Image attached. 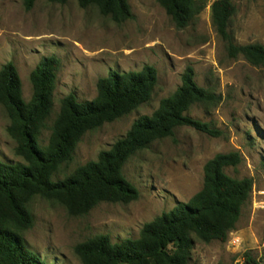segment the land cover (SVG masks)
<instances>
[{
	"label": "rangeland",
	"instance_id": "obj_1",
	"mask_svg": "<svg viewBox=\"0 0 264 264\" xmlns=\"http://www.w3.org/2000/svg\"><path fill=\"white\" fill-rule=\"evenodd\" d=\"M216 0H196L200 13L185 29H178L157 0H128L133 17L116 23L97 7L83 9L77 0L66 4L37 0L26 11L22 0H0V70L12 63L19 74L23 97L33 94L31 74L47 57L60 66L54 107L42 130L48 144L61 101L74 94L79 102L97 96V82L112 71L138 72L152 66L158 83L151 100L132 113L86 133L72 161L60 166L52 181H61L77 168L96 161L125 137L135 121L151 116L161 100L173 95L188 68L197 85L215 95L209 103L193 105L188 115L221 132L212 137L190 127L174 137L155 141L139 151L123 172L139 192L129 204L101 203L88 214L71 216L54 200L34 197L28 208L33 227L23 233L28 248L46 264H81L77 245L98 235L113 243L138 239L144 225L178 203H187L204 184L205 164L218 154L237 152L241 162L226 169L234 178H250L253 190L226 242L204 243L193 236L189 264H255L264 251V67L242 56L231 58L227 42L212 19ZM236 14L229 31L235 44L264 46V0H235ZM10 119L0 105V160L24 163L10 137ZM237 240V244L233 241Z\"/></svg>",
	"mask_w": 264,
	"mask_h": 264
},
{
	"label": "trees",
	"instance_id": "obj_2",
	"mask_svg": "<svg viewBox=\"0 0 264 264\" xmlns=\"http://www.w3.org/2000/svg\"><path fill=\"white\" fill-rule=\"evenodd\" d=\"M26 11L37 0H22ZM66 4L68 0H47ZM83 9L97 7L102 15L116 23H124L133 15L128 0H77ZM178 29L188 27L201 8L196 0H157ZM235 0H216L212 5L213 24L227 42L231 58L242 56L255 67H264V46L237 45L229 31L236 14ZM59 60L44 58L31 74L33 94L23 97L16 67L4 65L0 70V105L10 119L8 133L16 142V154L24 163L0 160V264H46L32 252L23 233L33 227L28 205L36 197L54 200L71 216H83L101 203L129 204L137 200L138 189L127 180L123 169L139 151L155 141L174 137L176 129L190 127L212 137L221 132L210 124L188 115L195 104L209 103L215 95L201 88L195 72L188 68L177 91L161 100L151 115L134 122L124 138L96 161L77 168L61 181H52L63 164L72 161L83 136L107 123H112L148 103L158 83V72L152 66L141 71L110 72L97 82V96L79 102L74 94L61 101L59 114L52 126L48 144L41 146L40 137L46 128L53 107ZM241 162L235 153L218 154L204 167L203 188L187 203H178L144 225L138 239L113 243L110 236L98 235L75 248L81 264H189L193 236L204 243L226 242L249 200L253 181L238 179L226 169ZM264 264V251L261 263Z\"/></svg>",
	"mask_w": 264,
	"mask_h": 264
},
{
	"label": "built area",
	"instance_id": "obj_3",
	"mask_svg": "<svg viewBox=\"0 0 264 264\" xmlns=\"http://www.w3.org/2000/svg\"><path fill=\"white\" fill-rule=\"evenodd\" d=\"M233 243H234V244H237V240H234Z\"/></svg>",
	"mask_w": 264,
	"mask_h": 264
}]
</instances>
